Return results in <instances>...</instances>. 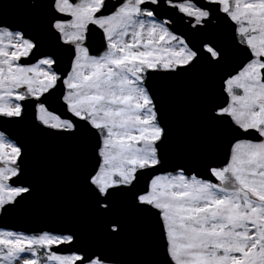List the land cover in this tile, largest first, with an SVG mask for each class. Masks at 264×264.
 <instances>
[{
	"label": "snow or ice",
	"instance_id": "6c2138e0",
	"mask_svg": "<svg viewBox=\"0 0 264 264\" xmlns=\"http://www.w3.org/2000/svg\"><path fill=\"white\" fill-rule=\"evenodd\" d=\"M26 130L94 230L5 226L0 264H264V0H0V222L39 194Z\"/></svg>",
	"mask_w": 264,
	"mask_h": 264
},
{
	"label": "water",
	"instance_id": "95a60500",
	"mask_svg": "<svg viewBox=\"0 0 264 264\" xmlns=\"http://www.w3.org/2000/svg\"><path fill=\"white\" fill-rule=\"evenodd\" d=\"M33 145L32 166L39 182V194L25 214L6 217L0 228L30 231L52 220L77 219L90 231L94 225L79 198L69 195L74 185L75 150L49 143L26 130Z\"/></svg>",
	"mask_w": 264,
	"mask_h": 264
}]
</instances>
